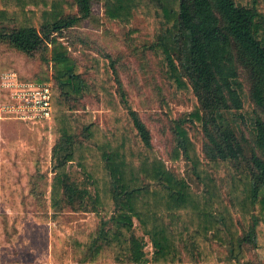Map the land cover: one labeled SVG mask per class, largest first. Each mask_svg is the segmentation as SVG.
<instances>
[{
	"label": "trees",
	"instance_id": "16d2710c",
	"mask_svg": "<svg viewBox=\"0 0 264 264\" xmlns=\"http://www.w3.org/2000/svg\"><path fill=\"white\" fill-rule=\"evenodd\" d=\"M94 1L123 25L140 11L162 22L165 33L146 47L191 101L190 111L172 122L170 166L109 64L92 56L95 76L88 82L57 40L62 30L93 17ZM0 22L13 23L0 27L1 44L26 55L43 49L53 63L57 141L47 200L50 208L101 217L96 228L73 236L82 262L108 252L110 264H179L187 253L194 262L217 264V245L228 250L224 263L253 264L248 254L264 247V65L258 62V53L264 59V0H0ZM84 94L99 96L106 127L84 105V115L75 114L70 100ZM237 120L249 126L248 136L231 126ZM184 124L202 131L201 149ZM245 160L243 169L233 165ZM181 162L198 190L180 173ZM70 165L80 181L71 179Z\"/></svg>",
	"mask_w": 264,
	"mask_h": 264
},
{
	"label": "rangeland",
	"instance_id": "374dc122",
	"mask_svg": "<svg viewBox=\"0 0 264 264\" xmlns=\"http://www.w3.org/2000/svg\"><path fill=\"white\" fill-rule=\"evenodd\" d=\"M76 12L75 9L72 13ZM92 13V18L58 33L57 40L68 47L69 56L78 64L82 77L88 82L95 76L91 69L92 56L102 57L109 64L132 106L149 129L154 148L170 166L168 154L175 141L172 122L190 111L191 101L174 89L159 56L146 47L165 33L161 20L155 23L154 18H146L144 11H140L134 13L130 25H123L104 14L100 1L92 3ZM12 25L0 22V27ZM261 56L258 53V62L264 65ZM49 59L43 49L26 55L0 43V103L8 101L10 97L9 91L1 86V76L5 72L17 80L32 79L49 86L55 85L53 63ZM70 101L76 115H84L80 107L84 105L85 110L92 112L97 123L102 127L108 125L107 110L98 95L84 94ZM51 119L47 125L43 121L0 120V264H110L106 262L111 260L108 252L99 255L93 262H82V253L74 248L72 242L75 234L96 228L101 217L70 208L49 207L47 195L52 175L51 151L57 141ZM231 126L249 135L247 124L241 125L237 120L236 123L231 121ZM81 127L80 122L77 123L78 133ZM184 127L201 149L205 141L202 131L195 125L184 124ZM245 164L246 160L245 163L233 165L243 169ZM180 166V173L198 190V182L188 171L190 166L185 168L182 162ZM171 169L175 171V168ZM69 173L71 179L77 182L82 179L73 165L69 166ZM217 177L220 179L221 175ZM261 192L264 193V186ZM135 230V234L140 236L141 232L137 228ZM145 249L150 258L152 248L149 242ZM216 249L221 258L217 264H238L235 261L224 263L228 250L217 245ZM182 255L183 261L179 264H201L194 262L187 253ZM248 256L253 264H264V247L252 250Z\"/></svg>",
	"mask_w": 264,
	"mask_h": 264
},
{
	"label": "built area",
	"instance_id": "2783aa9c",
	"mask_svg": "<svg viewBox=\"0 0 264 264\" xmlns=\"http://www.w3.org/2000/svg\"><path fill=\"white\" fill-rule=\"evenodd\" d=\"M8 73L1 76V86L9 91L10 97L0 103V120L49 121L52 115L51 86L32 79L17 80Z\"/></svg>",
	"mask_w": 264,
	"mask_h": 264
}]
</instances>
